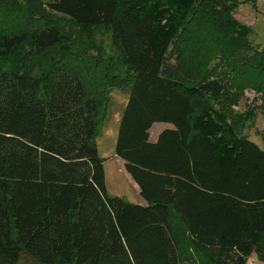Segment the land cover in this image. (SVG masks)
Masks as SVG:
<instances>
[{
    "label": "trees",
    "instance_id": "16d2710c",
    "mask_svg": "<svg viewBox=\"0 0 264 264\" xmlns=\"http://www.w3.org/2000/svg\"><path fill=\"white\" fill-rule=\"evenodd\" d=\"M241 3L0 0V264H264V151L243 132L254 110L233 109L264 98V50ZM96 27L116 57L91 53ZM111 89L144 206L106 190ZM154 123L172 127L152 142Z\"/></svg>",
    "mask_w": 264,
    "mask_h": 264
},
{
    "label": "rangeland",
    "instance_id": "374dc122",
    "mask_svg": "<svg viewBox=\"0 0 264 264\" xmlns=\"http://www.w3.org/2000/svg\"><path fill=\"white\" fill-rule=\"evenodd\" d=\"M242 2L233 12L234 19L241 25L250 28L249 40L254 50H264V0H238ZM92 40L99 52L91 51L96 55L108 58L117 56L113 46L110 30L96 27L92 30ZM121 71V70H120ZM127 93L111 89L109 103L97 125L94 143L98 156L103 160L106 190L110 195L124 198L130 203H137L139 196L132 188V180L124 169L123 161L115 155V145L119 129L120 118L127 101ZM264 98L261 93L253 89H245L243 95L233 109L238 112L254 110V122L246 124L243 132L264 151ZM171 127L166 123H154L150 129L151 139L164 128ZM19 264H33L26 258H21ZM245 264H263L255 255H251Z\"/></svg>",
    "mask_w": 264,
    "mask_h": 264
},
{
    "label": "crops",
    "instance_id": "0c3cea01",
    "mask_svg": "<svg viewBox=\"0 0 264 264\" xmlns=\"http://www.w3.org/2000/svg\"><path fill=\"white\" fill-rule=\"evenodd\" d=\"M172 127V126H171ZM171 127H168V128H171ZM164 129H167V128H164ZM162 131V130H161ZM160 131V132H161ZM159 132V133H160ZM159 133H157L155 136H154V138L153 139H151V137H150V131H149V139H150V141H155L156 139H157V136H158V134ZM123 166H124V162H123ZM128 174V173H127ZM128 176L130 177V175L128 174ZM130 180H132V178L130 177ZM132 188H134V190H135V192H137V194H138V196H139V188H138V186L136 185V183L132 180ZM139 201L136 203V204H139V205H146V202L139 196ZM124 199V198H123Z\"/></svg>",
    "mask_w": 264,
    "mask_h": 264
}]
</instances>
